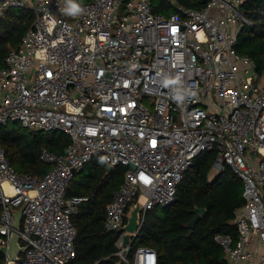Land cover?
I'll return each instance as SVG.
<instances>
[{"label": "built area", "instance_id": "built-area-1", "mask_svg": "<svg viewBox=\"0 0 264 264\" xmlns=\"http://www.w3.org/2000/svg\"><path fill=\"white\" fill-rule=\"evenodd\" d=\"M163 1L175 10L157 12L155 0H88L70 15L68 0H0V18L11 8L35 15L0 68V124L71 139L65 154L41 152L51 168L40 177L16 171L0 144L7 263L14 210L23 205L20 239L28 248L19 263L75 259L72 217L87 198L68 197L67 189L93 158L126 167L105 223L120 231L133 203L143 205V223L148 210L175 203L196 157L215 150L214 173L231 167L245 200L238 236L217 233L215 241L225 264H264V74L236 50L243 26L252 25L245 0H204L201 9ZM125 233L116 241L123 264H158L148 246L126 257Z\"/></svg>", "mask_w": 264, "mask_h": 264}, {"label": "trees", "instance_id": "trees-1", "mask_svg": "<svg viewBox=\"0 0 264 264\" xmlns=\"http://www.w3.org/2000/svg\"><path fill=\"white\" fill-rule=\"evenodd\" d=\"M87 1L76 0L78 4ZM177 1L192 8L206 6L204 0ZM155 4V11L167 15L175 10L163 0H155ZM242 10L252 25L243 26L236 50L251 57L257 71L264 74V0H245ZM34 19L32 11L22 8H11L0 18V68L9 51L19 46ZM70 142L63 131L46 134L15 122L0 124V144L19 173L44 175L51 166L41 160V152L47 149L57 155L65 154ZM216 156L215 150L198 155L178 186L176 202L146 212L142 229L132 243L130 258L139 246H148L156 250L158 264H225L224 252L215 241V235L238 236L234 222L236 211L245 204L244 183L229 166L211 178ZM125 172V166L110 169L102 157H95L74 175L67 196L87 200L78 205L72 217L77 227L76 257L69 264H117L120 260L116 255L119 231L108 230L105 223L107 205L123 184ZM197 207L206 208V213L191 231L189 223ZM0 264H7L6 254L1 249Z\"/></svg>", "mask_w": 264, "mask_h": 264}, {"label": "water", "instance_id": "water-1", "mask_svg": "<svg viewBox=\"0 0 264 264\" xmlns=\"http://www.w3.org/2000/svg\"><path fill=\"white\" fill-rule=\"evenodd\" d=\"M132 167H135L134 164H131ZM113 166H110V169ZM24 205L18 209L14 210V231L11 234V237L9 239V244L7 247V255L9 257V261L7 264H18L21 260V255L23 252L26 251L28 248L27 245H22L21 239H20V230H21V222L23 217V209ZM142 212H143V205L139 202L133 203L128 213L126 214V223L125 225L120 229L119 232L125 231L124 236V246L128 247L126 257H128L132 251V240L134 239L133 234H136L140 232L141 228H139L143 224L142 219ZM196 215L195 217L190 221L189 227L192 231V229L195 227V224L197 221L206 213V208L197 207L196 208ZM117 264H123L122 260H119Z\"/></svg>", "mask_w": 264, "mask_h": 264}, {"label": "clouds", "instance_id": "clouds-1", "mask_svg": "<svg viewBox=\"0 0 264 264\" xmlns=\"http://www.w3.org/2000/svg\"><path fill=\"white\" fill-rule=\"evenodd\" d=\"M66 11L70 15H75V14L81 12L82 8L78 3L75 2V0H68V8L66 9ZM193 95H195V93H193Z\"/></svg>", "mask_w": 264, "mask_h": 264}, {"label": "rangeland", "instance_id": "rangeland-1", "mask_svg": "<svg viewBox=\"0 0 264 264\" xmlns=\"http://www.w3.org/2000/svg\"><path fill=\"white\" fill-rule=\"evenodd\" d=\"M44 133H46V134H47L48 132H44ZM211 176H212L211 178H213V176H215V173H214V171H212V174H211Z\"/></svg>", "mask_w": 264, "mask_h": 264}, {"label": "crops", "instance_id": "crops-1", "mask_svg": "<svg viewBox=\"0 0 264 264\" xmlns=\"http://www.w3.org/2000/svg\"><path fill=\"white\" fill-rule=\"evenodd\" d=\"M97 264H100V263H97Z\"/></svg>", "mask_w": 264, "mask_h": 264}]
</instances>
